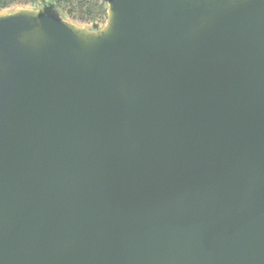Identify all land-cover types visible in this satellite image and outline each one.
I'll return each mask as SVG.
<instances>
[{
  "label": "water",
  "instance_id": "1",
  "mask_svg": "<svg viewBox=\"0 0 264 264\" xmlns=\"http://www.w3.org/2000/svg\"><path fill=\"white\" fill-rule=\"evenodd\" d=\"M102 1L0 10V264H264V0Z\"/></svg>",
  "mask_w": 264,
  "mask_h": 264
},
{
  "label": "trees",
  "instance_id": "2",
  "mask_svg": "<svg viewBox=\"0 0 264 264\" xmlns=\"http://www.w3.org/2000/svg\"><path fill=\"white\" fill-rule=\"evenodd\" d=\"M45 1L53 2L58 11L68 19L82 24H104L107 20V7L102 0H31L32 6ZM8 0H2L0 9L9 7Z\"/></svg>",
  "mask_w": 264,
  "mask_h": 264
},
{
  "label": "rangeland",
  "instance_id": "3",
  "mask_svg": "<svg viewBox=\"0 0 264 264\" xmlns=\"http://www.w3.org/2000/svg\"><path fill=\"white\" fill-rule=\"evenodd\" d=\"M8 2H10L9 7L5 8V9H0L1 11L11 10V9L16 8V7H35V6H32L33 3L31 2V0H8ZM38 5H40V4L38 3L36 6H38ZM78 24L85 25L82 23H78ZM87 25L90 26L92 24H87Z\"/></svg>",
  "mask_w": 264,
  "mask_h": 264
}]
</instances>
